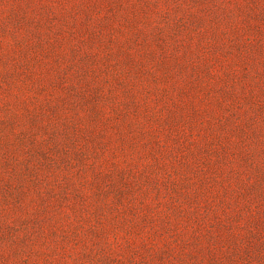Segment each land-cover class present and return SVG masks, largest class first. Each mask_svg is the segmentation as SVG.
<instances>
[{
	"label": "rangeland",
	"instance_id": "rangeland-1",
	"mask_svg": "<svg viewBox=\"0 0 264 264\" xmlns=\"http://www.w3.org/2000/svg\"><path fill=\"white\" fill-rule=\"evenodd\" d=\"M0 264H264V0H0Z\"/></svg>",
	"mask_w": 264,
	"mask_h": 264
}]
</instances>
